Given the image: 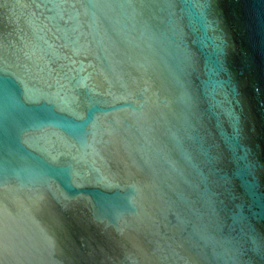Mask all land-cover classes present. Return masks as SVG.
Here are the masks:
<instances>
[{
  "label": "water",
  "instance_id": "1",
  "mask_svg": "<svg viewBox=\"0 0 264 264\" xmlns=\"http://www.w3.org/2000/svg\"><path fill=\"white\" fill-rule=\"evenodd\" d=\"M0 264H264V0H0Z\"/></svg>",
  "mask_w": 264,
  "mask_h": 264
}]
</instances>
